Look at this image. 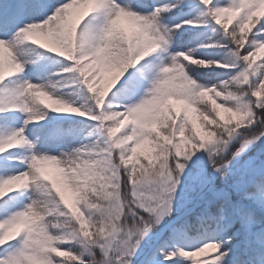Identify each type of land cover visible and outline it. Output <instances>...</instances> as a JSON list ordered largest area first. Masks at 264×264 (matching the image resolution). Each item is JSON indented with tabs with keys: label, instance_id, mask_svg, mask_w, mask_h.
<instances>
[{
	"label": "snow or ice",
	"instance_id": "snow-or-ice-1",
	"mask_svg": "<svg viewBox=\"0 0 264 264\" xmlns=\"http://www.w3.org/2000/svg\"><path fill=\"white\" fill-rule=\"evenodd\" d=\"M0 264H264V0H0Z\"/></svg>",
	"mask_w": 264,
	"mask_h": 264
},
{
	"label": "rangeland",
	"instance_id": "rangeland-1",
	"mask_svg": "<svg viewBox=\"0 0 264 264\" xmlns=\"http://www.w3.org/2000/svg\"><path fill=\"white\" fill-rule=\"evenodd\" d=\"M45 102H46V103H50V101H47V100H45ZM49 171H53V169H51V168L49 167ZM66 195H67L69 198H71V193H66Z\"/></svg>",
	"mask_w": 264,
	"mask_h": 264
}]
</instances>
